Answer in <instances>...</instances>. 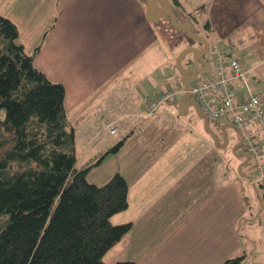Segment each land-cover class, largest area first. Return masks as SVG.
<instances>
[{"label":"crops","instance_id":"0c3cea01","mask_svg":"<svg viewBox=\"0 0 264 264\" xmlns=\"http://www.w3.org/2000/svg\"><path fill=\"white\" fill-rule=\"evenodd\" d=\"M180 4L181 14L192 16L196 27L203 22L199 31L207 37L211 48H225L248 69L246 80L235 84L236 90L239 93L253 91L264 97V0H203L195 7L191 0H180ZM0 14L16 23L26 51L34 52L36 66L52 80L65 85L69 117L82 113L102 114L106 110L111 116L107 127L112 121L116 125L119 122L121 127L117 126L122 133L128 126L138 125L133 123L142 117L147 123L132 132L118 152L127 148L133 153L131 160L139 166L136 174H141L138 181L152 177V186L148 188L169 186L175 191L180 200L181 218L192 217V208L198 199L197 208L201 207L194 216L200 217L201 212H207L210 213L208 217L218 223L220 214L212 212L214 203L218 201V205L222 206L221 217L225 210L231 214L229 237L222 230L221 243L214 245L215 249L221 246V264L229 257L245 253L244 244L240 242L239 250L231 248L227 251L223 247L229 239L237 241L234 228L239 215H252L248 219L254 217L261 200L257 190L247 195L242 183L234 184L225 179V183L221 182V173L225 176L229 173L216 170L214 165L221 161V152H230V148H222L214 142L194 107L191 113L189 107L184 114L185 117L190 115L189 122L179 118L184 115L180 114L176 104L162 102L159 105H164L162 108L158 106L151 116L143 117L149 111L145 98L164 91L172 83L160 89L163 75L174 74L172 66L179 48L166 38L169 35H164L163 26L149 21L145 1L0 0ZM171 31L168 29V33ZM172 33L177 37L187 35L178 30ZM38 46L40 48L35 52ZM135 86L143 95L137 92ZM225 121L217 124L220 129L223 124L232 122ZM228 127L225 126L226 131ZM217 134L223 143V133L217 131ZM261 139L264 143V138ZM178 143L189 148L188 158H180L179 161L184 163L185 172L179 171L171 177L161 170L152 175L154 162H162L161 155ZM176 204L175 199L172 211L176 210ZM134 225L133 222V228ZM178 226L170 230L168 238V233L164 236L166 240L163 242L182 241L185 243L176 244L190 245V242L196 241L188 240L193 233L194 221L184 227ZM209 233L205 236L220 235L216 229ZM200 245L203 247L202 243ZM204 247L195 255L208 250L209 246ZM189 250L186 252L187 259L192 257ZM162 255H165L164 250L160 257ZM127 259L137 261L132 257ZM159 259L171 261L169 257Z\"/></svg>","mask_w":264,"mask_h":264},{"label":"trees","instance_id":"16d2710c","mask_svg":"<svg viewBox=\"0 0 264 264\" xmlns=\"http://www.w3.org/2000/svg\"><path fill=\"white\" fill-rule=\"evenodd\" d=\"M163 20L154 24L164 35L176 30ZM65 99V85L36 66L16 23L0 14V264H109L105 255L133 228L132 221L112 222L129 206L126 177L117 172L99 185L88 179L90 166L78 164ZM132 132L102 158L118 153ZM260 181L254 182L264 201ZM244 259L237 255L223 264Z\"/></svg>","mask_w":264,"mask_h":264},{"label":"rangeland","instance_id":"374dc122","mask_svg":"<svg viewBox=\"0 0 264 264\" xmlns=\"http://www.w3.org/2000/svg\"><path fill=\"white\" fill-rule=\"evenodd\" d=\"M201 2H203V0H196V2L195 0H191V3L194 5L193 7L199 6ZM202 25L203 22H199V24H197V28L199 27L198 29H200ZM176 33L180 34L177 31ZM168 35L169 36H166V38L170 40L171 44L179 47L176 57L184 47L189 45V40H192L191 38L189 39L185 37L184 34L181 36L178 35V37L174 33H168ZM192 41L193 43L198 44L197 41ZM229 54L231 55V53ZM189 57L190 56L188 54L183 59L184 64L188 63ZM207 57L211 62L213 61V52L211 48L207 52ZM172 72L174 73L172 76L165 74L161 78V90L164 85L169 82L175 84L174 87H178V89L182 87L180 83L183 82L180 77V72L176 67V59L174 60V66H172ZM209 73L210 72L200 73L198 77L202 75L207 77L209 76ZM134 88L140 93V89L137 86ZM162 92L163 91L155 94L153 97H149L148 99L145 98L146 106L149 107V99H158ZM140 95H143V93L141 92ZM163 106L164 105L159 106L158 108H162ZM192 110H194L193 107L190 108V113ZM152 114L153 113L151 111H146L143 117L147 118L146 115L151 116ZM185 116L186 115L179 118L189 122L190 115L187 117ZM110 117V114L106 110L102 114L82 113L79 116L75 115L69 117L75 128L77 136L76 145L79 157L78 164L81 167L90 166L88 179L102 185L106 183L115 173L120 172L129 182V206L126 209L114 214L112 216V222L120 224L132 221L135 225L133 230L129 231L122 240L117 242L116 245L107 252L105 255V261L109 264H113L119 260H129L127 258L132 257L136 259L139 264H221V246L219 249H215L214 245L221 243L222 230L226 233L227 238L229 237V219L231 218L229 211L225 210L221 217L222 206L221 204L218 205V201H216L213 205L214 207L212 212L220 214L219 221H217L218 223H214L213 219L208 217V214L210 213L207 212H201L202 216L200 217L194 216L201 207L199 206L197 208L196 202L198 199H196L195 205L192 208L194 211L192 213V217L181 218L182 213L178 208L180 206V200L176 192L172 191L169 186L155 189L154 187L148 188L149 186H152V177L145 178L143 181L139 182L138 177L141 174H136V171L139 170L138 163L131 160L133 153L129 152L127 148H124L123 151L118 154L107 153V155L102 158V155L111 146L119 143L123 138V135L130 129H133V132L138 131L147 123L142 119V117H140L136 123H133L134 125H138L135 127L131 125L128 126L125 130H123L124 134L122 131L112 134L107 127ZM210 123L211 126L219 132V134H222L221 129L216 122L210 120ZM117 125L121 127V123L117 122ZM244 130L256 134L255 143L258 144V148L262 153L260 158L262 167L260 165L257 167L256 158L253 155L250 156L248 161L244 162V155L241 156L242 158L238 155V152L242 151L240 150L241 148L239 151L235 150L234 152L231 147H229L230 152H226V150L221 152V161H218L214 166L216 170L218 169L221 172L229 173L227 176L221 173V182L225 183V181H231L234 184L242 183L248 195L251 194L252 190L259 189L258 185L254 184L255 180L261 179L260 182L264 183V143L261 139V137L264 138V134L261 131L260 121L258 119H254L252 124L245 127ZM227 132L230 136V144L232 145L236 143V140H238V137L240 136L238 130L236 128L228 127ZM219 138L221 140V137ZM169 145L170 143L168 146ZM246 145L247 142L244 145L245 148ZM175 148H177V151H174ZM188 149L189 148L182 143L174 145L169 151H166L161 155L160 160L162 162L158 160V162H154L153 167L155 168V171L152 175H155L161 170L167 172L166 175L171 177L179 171L185 172L186 167L184 163H179V161L180 158H188ZM157 153H159V150ZM180 155L183 156L180 157ZM100 161L102 163L97 164ZM246 174L252 177L253 182L246 176ZM223 179H225V181ZM175 199L177 200L176 210L172 211L171 206L172 203L175 204ZM152 202L155 203L152 205ZM263 207L264 206L261 203V205L258 206L259 209L255 213V216L251 219L248 218L252 215H239L234 228V234L237 236V241L234 242L232 239H229L223 247V249H227V251L231 248H237L239 250V242L241 244L243 243L244 252L246 253V262H244V264H264ZM247 220H250L253 223L251 224ZM190 221H194L195 226L193 228V233L188 236V240H196L195 242H190V245L176 244L182 241H174L173 243L163 242L166 240L164 236L167 233L166 237H169L170 230L177 229L179 227L178 225H183V227L187 226ZM213 229L218 230L220 235L216 234L213 237H211V235L206 237L205 235L210 234L209 232ZM242 236H244V238ZM160 238H162L161 241ZM201 243L203 244V247L209 246L208 250L204 249L198 255H195L196 252H199L203 248L200 245ZM189 248V253H191L192 257L187 259L186 252ZM163 250L165 255L160 257ZM245 253L242 254L245 255ZM167 257L171 258V261L165 262L159 259Z\"/></svg>","mask_w":264,"mask_h":264},{"label":"built area","instance_id":"2783aa9c","mask_svg":"<svg viewBox=\"0 0 264 264\" xmlns=\"http://www.w3.org/2000/svg\"><path fill=\"white\" fill-rule=\"evenodd\" d=\"M213 63L212 74L197 79L191 89L202 111L216 122L233 121L243 130L254 119H258L264 134V97L253 91L239 93L234 87L237 82L246 80L248 69L238 58L228 55L227 50L220 46L213 47ZM183 90L169 87L157 101H150L148 109L155 110L161 101H177L178 94ZM108 128L111 133L118 130L114 121L109 123ZM244 133L246 150L255 156L256 164L260 165L262 153L255 143L256 134L245 130Z\"/></svg>","mask_w":264,"mask_h":264},{"label":"water","instance_id":"95a60500","mask_svg":"<svg viewBox=\"0 0 264 264\" xmlns=\"http://www.w3.org/2000/svg\"><path fill=\"white\" fill-rule=\"evenodd\" d=\"M146 3V16L149 21L154 23L161 22L164 18H167L170 26L176 28L178 31H184L189 38L195 40L200 45H195L192 43L186 47H184L176 57V67L181 75V80L185 85V91L181 94L177 108L180 114L184 115L188 112L189 107L194 106L199 116L203 118L205 129L213 138L214 142L221 146L222 148H226L229 145V135L225 130V126H230L232 128H236L241 136L240 143H235L233 146V151L237 150V148L242 145L245 141V136L243 129L236 123L223 124L221 126V130L223 133V143L220 144L219 136L217 131L211 126L210 118L207 114H205L196 99L192 96V92L190 89L192 88V81L196 79V77L203 72H207L211 69V61L207 57V52L210 49V42L207 37L202 34L200 31L196 29V25L194 20L190 15L185 18L181 17V8L173 3L172 0H143ZM190 42H193V41ZM190 54L189 66L183 63V59ZM246 155V160L248 161L250 158V154L248 151L243 150L238 152L239 156ZM246 176L253 182L251 176ZM255 184V182H254ZM258 195L261 200L262 205H264L263 197L260 191L258 190Z\"/></svg>","mask_w":264,"mask_h":264},{"label":"clouds","instance_id":"9594fccd","mask_svg":"<svg viewBox=\"0 0 264 264\" xmlns=\"http://www.w3.org/2000/svg\"><path fill=\"white\" fill-rule=\"evenodd\" d=\"M173 1V0H172ZM183 18V17H182ZM190 45V44H189ZM211 48V47H210ZM212 49V52H213V47L211 48ZM225 49V48H224ZM227 53H228V51H227ZM190 55V54H189ZM228 55H230L229 53H228ZM233 56V55H232ZM189 61H190V59H189ZM189 61H188V63H186L187 64V66H189ZM214 71V63H213V61L211 62V69L209 70V71H207V72H210L209 73V75H211L212 74V72ZM200 75V74H199ZM198 75V76H199ZM197 76V77H198ZM196 77V79L195 80H193L192 81V87H193V84H194V82L195 81H197V79H199L200 77H205L204 75H202V76H200V77H198L197 78ZM244 81V80H243ZM181 88H183L184 90L180 93V94H178V98H177V101H174V102H171V101H161L162 103H172V104H178V100H179V98H180V96H181V94L185 91V85L182 83L181 84ZM169 87H171V88H174L175 90H178V87H174V84H172V83H169L168 85H167V87L165 88V90L160 94V96L164 93V92H166V90L169 88ZM235 87V86H234ZM192 89V88H191ZM191 89H190V91H191ZM236 89V88H235ZM192 92V91H191ZM159 96V97H160ZM192 96L194 97V95L192 94ZM195 98V97H194ZM159 99V98H158ZM158 99H156V100H153V101H157ZM196 99V98H195ZM197 101V100H196ZM198 102V101H197ZM199 103V102H198ZM161 104V103H160ZM159 104V105H160ZM162 106V105H161ZM199 106H200V104H199ZM191 107H194V106H191ZM195 108V107H194ZM201 108V107H200ZM202 110V109H201ZM154 111V110H153ZM152 112V111H151ZM206 114V113H205ZM210 118V117H209ZM210 120H212L211 118H210ZM212 121H214V120H212ZM214 122H216V121H214ZM219 123H221V122H216V124H219ZM230 123H235V122H230ZM116 125V124H115ZM117 126V125H116ZM241 127V126H240ZM117 128H118V130H117V132H119V127L117 126ZM109 129V128H108ZM110 130V129H109ZM116 132V133H117ZM243 132H244V130H243ZM112 134H115V133H112ZM244 136H245V133H244ZM229 139H230V137H229ZM245 143H246V140H245ZM220 144H221V142H220ZM230 141H229V145L227 146V148L228 147H230ZM233 146H234V144H233ZM233 146H232V150H233ZM238 149V148H237ZM239 151V150H238Z\"/></svg>","mask_w":264,"mask_h":264},{"label":"flooded vegetation","instance_id":"af4514ba","mask_svg":"<svg viewBox=\"0 0 264 264\" xmlns=\"http://www.w3.org/2000/svg\"><path fill=\"white\" fill-rule=\"evenodd\" d=\"M240 140H241V136H239L238 137V140H236V143H240ZM235 144V143H234ZM233 145V144H232ZM232 145H230V147H231V149H232ZM245 141H244V143L242 144V145H240L239 147H238V149L237 150H239L240 148V150H243V149H245ZM245 157V156H244Z\"/></svg>","mask_w":264,"mask_h":264}]
</instances>
